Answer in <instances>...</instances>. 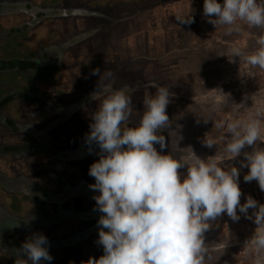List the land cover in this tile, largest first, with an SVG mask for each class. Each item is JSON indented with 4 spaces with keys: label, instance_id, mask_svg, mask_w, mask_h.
I'll use <instances>...</instances> for the list:
<instances>
[{
    "label": "flooded vegetation",
    "instance_id": "obj_1",
    "mask_svg": "<svg viewBox=\"0 0 264 264\" xmlns=\"http://www.w3.org/2000/svg\"><path fill=\"white\" fill-rule=\"evenodd\" d=\"M147 4L0 0V264L24 259L21 245L35 233L47 237L53 257L41 264H85L103 255L97 227L103 214L93 199L99 192L88 175L101 152L85 141L98 108L91 94L99 88H126L133 109L127 126L134 127L144 98L168 87L170 126L157 133L166 147H154L181 162L190 157L172 132L194 108L191 89L180 87L193 79H182L177 68L184 57L164 59L182 35L164 33L151 17L162 4Z\"/></svg>",
    "mask_w": 264,
    "mask_h": 264
},
{
    "label": "clouds",
    "instance_id": "obj_2",
    "mask_svg": "<svg viewBox=\"0 0 264 264\" xmlns=\"http://www.w3.org/2000/svg\"><path fill=\"white\" fill-rule=\"evenodd\" d=\"M203 15L215 27L223 26L226 34L238 31V21L250 27H264V3L260 0H204ZM215 17V18H213ZM183 23H193L190 16ZM260 47L246 57L253 66L264 68V39ZM233 57L240 49L231 50ZM99 74V69L93 71ZM105 78L113 79L111 72ZM105 89L91 94L98 108L92 114L88 144L98 145L101 155L88 169L95 183L89 187L96 208L103 215L97 222L98 243L103 255L85 264H205L207 249L204 233L210 222L222 214L239 221L241 214L253 221L255 231L248 244L254 250V264H264V204L251 196L241 204L240 170H225L213 159H201L192 152L189 164L171 155L162 154L154 147H166L165 136L158 131L170 126L166 109L172 95L168 87L157 86L154 95L144 98V112L139 123L128 127L132 101L126 88ZM217 129L226 130L229 142L226 152L231 158L241 155L246 146L241 168H247L245 182L257 181L264 192V147L261 140L262 122L258 118L217 121ZM211 148L214 143L203 141ZM187 169L181 174L178 170ZM251 214H249V210ZM105 229L107 231H105ZM49 241L35 233L22 243L24 259L16 264L50 262ZM210 258V257H209Z\"/></svg>",
    "mask_w": 264,
    "mask_h": 264
},
{
    "label": "rangeland",
    "instance_id": "obj_3",
    "mask_svg": "<svg viewBox=\"0 0 264 264\" xmlns=\"http://www.w3.org/2000/svg\"><path fill=\"white\" fill-rule=\"evenodd\" d=\"M135 1L149 3L147 5L161 3L152 10L151 17L161 26L165 25L162 27L164 33L179 30L182 35L181 39L176 40L178 44L173 46L175 53L167 52L164 59L185 58L180 60L177 68L185 72L182 79L190 78L193 81L191 84L185 81L180 87L183 90L191 89L194 108L190 115L180 120V126L172 132L173 135L182 137V147L201 159H213L225 170L231 167L240 170L241 204L248 196L264 204V192L257 181H244L248 169L240 166L244 153L251 152L252 147L246 146L240 156L231 158L225 150L229 142L226 130L215 127L217 121L258 118L262 122L261 140H264V68L253 66L246 59L260 47L259 41L264 39V27H250L238 21L239 30L226 34L223 26L215 27L203 15L204 0L182 1L186 3L185 12L170 6L180 0ZM217 2L222 4L223 0ZM260 2L264 3V0ZM190 16L193 23L181 22ZM158 32L162 35L160 29ZM158 32L153 31L151 36H157ZM237 48L241 55L233 57L231 50ZM156 50L160 56L163 55V47L157 46ZM209 140L214 143L211 148L203 142ZM257 146L264 147V142L258 141ZM183 162L189 164L191 159L186 157ZM181 170L182 174L187 171L186 167ZM255 228L253 221L242 214L239 221H233L225 213L210 222L209 229L204 233L207 249L205 264H254V250L248 241Z\"/></svg>",
    "mask_w": 264,
    "mask_h": 264
},
{
    "label": "crops",
    "instance_id": "obj_4",
    "mask_svg": "<svg viewBox=\"0 0 264 264\" xmlns=\"http://www.w3.org/2000/svg\"><path fill=\"white\" fill-rule=\"evenodd\" d=\"M181 2H177V4L175 5H173L174 7V9H179V10H181V11H183V12H185L186 10H187V7H186V3H184V2H182V1H184V0H180ZM190 152V157H188L189 159H192V152L191 151H189Z\"/></svg>",
    "mask_w": 264,
    "mask_h": 264
}]
</instances>
